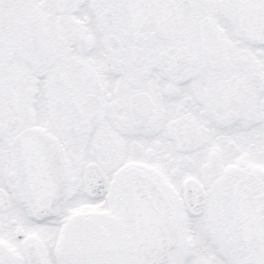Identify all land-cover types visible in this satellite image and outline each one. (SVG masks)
Wrapping results in <instances>:
<instances>
[{"label":"snow or ice","instance_id":"obj_1","mask_svg":"<svg viewBox=\"0 0 264 264\" xmlns=\"http://www.w3.org/2000/svg\"><path fill=\"white\" fill-rule=\"evenodd\" d=\"M0 264H264V0H0Z\"/></svg>","mask_w":264,"mask_h":264}]
</instances>
